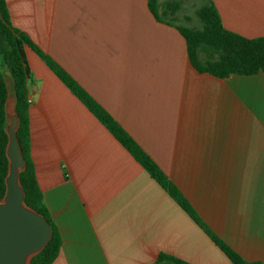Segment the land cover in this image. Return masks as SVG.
I'll use <instances>...</instances> for the list:
<instances>
[{"label":"crops","instance_id":"obj_1","mask_svg":"<svg viewBox=\"0 0 264 264\" xmlns=\"http://www.w3.org/2000/svg\"><path fill=\"white\" fill-rule=\"evenodd\" d=\"M6 0L11 21L150 155L206 227L264 263V72L219 78L180 26L207 0ZM226 29L264 36V0H212ZM195 9V8H194ZM197 23V21H196ZM196 25V24H195ZM30 156L62 238L53 264H230L47 61L20 42Z\"/></svg>","mask_w":264,"mask_h":264},{"label":"trees","instance_id":"obj_2","mask_svg":"<svg viewBox=\"0 0 264 264\" xmlns=\"http://www.w3.org/2000/svg\"><path fill=\"white\" fill-rule=\"evenodd\" d=\"M158 0H150L155 9ZM200 20L198 25L180 26L186 38L190 59L200 72L210 73L219 78L233 75H255L264 72V36L249 38L225 28L218 9L212 0H207L197 11ZM23 41L40 54L50 67L60 76L68 87L80 97L112 133L139 160L144 168L156 179L166 191L187 211L216 244L228 255L230 264H264L260 261H247L228 243L206 227L192 204L169 179L158 164L134 140V138L108 113L93 97L55 60L43 52L24 33L18 31L11 21L6 0H0V200L6 193V176L9 170V159L6 153L9 137L5 129L8 97L6 77L11 76L18 93V113L20 128L17 132L27 161L26 169L21 173V181L26 191V203L45 215L53 226V236L46 248L37 254L31 264H53L58 257L62 238L52 222L43 193L38 185L34 163L30 156V123L29 97L25 61L20 49ZM156 264H190L171 255L162 253Z\"/></svg>","mask_w":264,"mask_h":264},{"label":"water","instance_id":"obj_3","mask_svg":"<svg viewBox=\"0 0 264 264\" xmlns=\"http://www.w3.org/2000/svg\"><path fill=\"white\" fill-rule=\"evenodd\" d=\"M8 97L5 102V129L9 137L6 153L9 170L6 176V193L0 200V264H31L53 236L48 218L26 203V191L21 173L27 161L21 146L18 130V93L11 76L6 77Z\"/></svg>","mask_w":264,"mask_h":264},{"label":"rangeland","instance_id":"obj_4","mask_svg":"<svg viewBox=\"0 0 264 264\" xmlns=\"http://www.w3.org/2000/svg\"><path fill=\"white\" fill-rule=\"evenodd\" d=\"M198 2H199L198 0H190V3L189 2L187 3L186 7H187V11L190 13V15H192V16L195 15V11L197 9ZM203 2L204 1L202 0L201 4H203ZM196 21H197V23H196ZM200 23H201L200 20H197L196 17H194L192 25H195V24L198 25Z\"/></svg>","mask_w":264,"mask_h":264}]
</instances>
